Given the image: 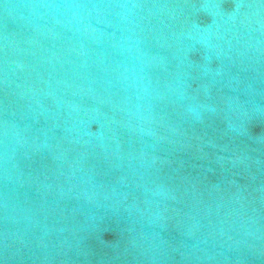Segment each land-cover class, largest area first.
<instances>
[{"label":"water","instance_id":"95a60500","mask_svg":"<svg viewBox=\"0 0 264 264\" xmlns=\"http://www.w3.org/2000/svg\"><path fill=\"white\" fill-rule=\"evenodd\" d=\"M0 264H264V0H0Z\"/></svg>","mask_w":264,"mask_h":264}]
</instances>
